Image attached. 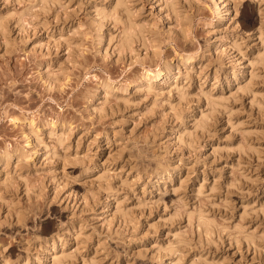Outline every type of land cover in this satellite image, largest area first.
Returning <instances> with one entry per match:
<instances>
[{
	"label": "clouds",
	"instance_id": "9594fccd",
	"mask_svg": "<svg viewBox=\"0 0 264 264\" xmlns=\"http://www.w3.org/2000/svg\"><path fill=\"white\" fill-rule=\"evenodd\" d=\"M0 264H264V0H0Z\"/></svg>",
	"mask_w": 264,
	"mask_h": 264
}]
</instances>
